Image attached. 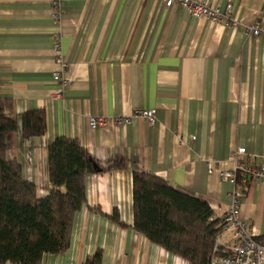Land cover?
<instances>
[{
	"label": "crops",
	"instance_id": "1",
	"mask_svg": "<svg viewBox=\"0 0 264 264\" xmlns=\"http://www.w3.org/2000/svg\"><path fill=\"white\" fill-rule=\"evenodd\" d=\"M208 3L222 11L230 5L238 25L162 0H61L60 23L51 0H0V97L12 100L18 116L44 109L47 122L42 137L10 134L8 157L40 195L50 188L48 145L59 136L78 139L103 168L87 177V204L68 248L40 264H84L98 250L100 264H191L134 229L133 173L164 178L208 201L222 219L234 187L219 171L234 168L239 147L245 163H264V36L245 32L258 21L264 27V0ZM56 29L65 87L54 78ZM150 108L155 124L135 115ZM90 116L107 123L92 129ZM244 189L241 219L264 240V183L251 180ZM115 209L125 226L107 217ZM231 234L222 230L216 247L233 243Z\"/></svg>",
	"mask_w": 264,
	"mask_h": 264
},
{
	"label": "trees",
	"instance_id": "2",
	"mask_svg": "<svg viewBox=\"0 0 264 264\" xmlns=\"http://www.w3.org/2000/svg\"><path fill=\"white\" fill-rule=\"evenodd\" d=\"M46 129L44 109L18 116L12 100L0 97V264H40L45 255L65 251L74 218L87 204V177L103 171L78 139L59 136L48 145L50 188L40 195L18 160L8 157V137L16 131L26 139L42 137ZM112 165L122 169L125 162ZM132 196L133 227L151 242L191 264H211L212 257L222 252L216 240L224 224L214 217L208 201L141 171L133 173ZM107 217L125 226L117 209ZM100 261L98 250L84 264Z\"/></svg>",
	"mask_w": 264,
	"mask_h": 264
},
{
	"label": "built area",
	"instance_id": "3",
	"mask_svg": "<svg viewBox=\"0 0 264 264\" xmlns=\"http://www.w3.org/2000/svg\"><path fill=\"white\" fill-rule=\"evenodd\" d=\"M166 7L180 6L188 9L194 16L198 18H209L212 21H219L224 18L229 19V24L236 26L238 23L229 18L231 6L228 5L226 10L222 11L218 7H214L208 3L209 0H162ZM52 16L57 23L62 19L61 0H51ZM247 36H264V27L261 22H255L245 26ZM55 49L57 52L58 69L54 72L56 81H60L62 86L68 85V80L62 76L66 69L63 56L60 53V31H54ZM135 115L145 118L150 124L156 122V110L139 109L135 111ZM118 121L128 122L129 118H118ZM90 128L95 129L102 127L107 123L104 116H90L88 119ZM195 137L193 136L192 139ZM245 147H239L234 155L235 166L232 169H224L219 171V176L223 181L231 183L234 187L231 195L232 202L229 209L224 212L223 230L231 231L233 243L223 248L222 252H218L211 259V264H264V240H260L254 232L241 219L240 209L241 201L245 195V187L251 181L264 183V163L258 165L247 164L243 161ZM215 162L209 160L207 169L209 173L215 171Z\"/></svg>",
	"mask_w": 264,
	"mask_h": 264
}]
</instances>
